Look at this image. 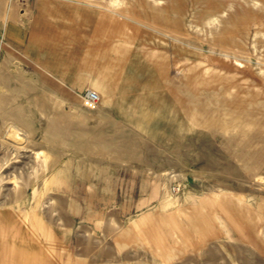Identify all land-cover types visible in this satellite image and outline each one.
<instances>
[{"label":"rangeland","instance_id":"1","mask_svg":"<svg viewBox=\"0 0 264 264\" xmlns=\"http://www.w3.org/2000/svg\"><path fill=\"white\" fill-rule=\"evenodd\" d=\"M55 239L264 264V0H0V264Z\"/></svg>","mask_w":264,"mask_h":264},{"label":"crops","instance_id":"2","mask_svg":"<svg viewBox=\"0 0 264 264\" xmlns=\"http://www.w3.org/2000/svg\"><path fill=\"white\" fill-rule=\"evenodd\" d=\"M37 245H39V247ZM58 245H59L58 239H55L54 242H49V244L47 242H42L41 240H39V243L38 241H35V246H36L34 250V254H35L34 259L36 261L35 263H37V261L39 260L42 264V261H46L45 259H47L48 255L50 256V258H54L59 261L60 254L58 251ZM14 248H15L14 250L15 254H18L22 257L24 256L26 249L25 242L17 243V245ZM38 253L40 254V256H38Z\"/></svg>","mask_w":264,"mask_h":264},{"label":"built area","instance_id":"3","mask_svg":"<svg viewBox=\"0 0 264 264\" xmlns=\"http://www.w3.org/2000/svg\"><path fill=\"white\" fill-rule=\"evenodd\" d=\"M86 96H87V98L89 100H92L94 102L99 100V95L96 92L92 91V90H88Z\"/></svg>","mask_w":264,"mask_h":264}]
</instances>
